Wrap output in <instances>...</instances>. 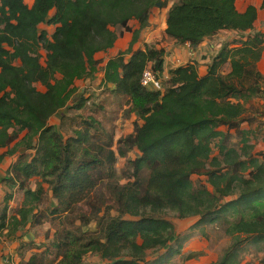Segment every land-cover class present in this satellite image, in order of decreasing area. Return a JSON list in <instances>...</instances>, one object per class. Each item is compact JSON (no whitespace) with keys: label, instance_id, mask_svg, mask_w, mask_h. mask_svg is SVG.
Here are the masks:
<instances>
[{"label":"trees","instance_id":"16d2710c","mask_svg":"<svg viewBox=\"0 0 264 264\" xmlns=\"http://www.w3.org/2000/svg\"><path fill=\"white\" fill-rule=\"evenodd\" d=\"M169 1L33 0L29 6L25 0H0V168L18 154L14 175L24 191L16 215L8 222L7 209L1 214L0 233L8 228L11 237L46 216L55 228L48 245H27L33 254L20 264H85L90 254L104 264H171L184 255L193 232L177 233L162 217L166 211L182 220L198 217L190 231L204 238L207 226L224 227L232 243L211 264H241L246 253L264 254V152L256 154L252 143L264 112L249 114L256 100H264V75L258 71L264 33L254 32L258 9L240 12L237 0L173 3L166 35L178 44L196 47L222 31L246 35L224 45L206 75L188 64L172 71L164 92L149 91L141 85L142 74L150 67L162 76L166 52L134 46L152 10L166 8ZM132 20L140 29L129 48L107 63L103 84L127 97L130 112L142 123L119 140L117 152L93 117L66 139L51 118L68 108L78 92L76 81L98 72L96 55L132 32ZM42 25L55 27L54 33ZM82 101L77 109L85 106ZM233 136L238 148L231 144ZM215 141L219 153L212 157ZM30 150L33 155H27ZM132 150L139 155L128 161L129 181L120 184L117 155ZM194 176H206L212 191L195 184ZM33 177L40 179L35 190L25 184ZM46 185L57 204L41 210ZM103 188L108 198L100 197ZM92 196L116 216L101 217L97 231L84 232L92 218L78 209ZM151 252L156 255L150 257ZM259 262L264 264V256Z\"/></svg>","mask_w":264,"mask_h":264},{"label":"rangeland","instance_id":"374dc122","mask_svg":"<svg viewBox=\"0 0 264 264\" xmlns=\"http://www.w3.org/2000/svg\"><path fill=\"white\" fill-rule=\"evenodd\" d=\"M176 1L178 0H170L166 8L152 10L150 18L152 21H156V26H160L161 20L163 21V18L165 19V12L167 11V8L172 6ZM25 2L29 6L33 4V0H25ZM238 4L241 7H244L245 0H238ZM40 29L46 30L50 36L55 31V27L53 26L42 25ZM167 41L169 42L171 39L163 38V42ZM41 53L42 62L44 63L46 52L42 51ZM107 57L108 56H105L104 59ZM104 59L99 60V62L102 63ZM98 68V72L94 76L90 77L87 81H80L77 83L78 92L72 98L68 108L63 109L57 115L53 116L50 120V124L54 125L62 134V136L67 139L70 136H73L75 130L82 127L81 124H83L84 120L93 117L101 124V127L106 132L105 135L114 140V150L117 152V149L119 148V140L131 135L134 132L136 122L139 120L135 118V114L130 112V105L128 104L127 97L116 96L110 90V88H107L103 84L104 67L100 65ZM38 89L40 91H45V88L41 85H38ZM82 100L86 102L85 106L82 109H77L76 106L80 105V103L83 102ZM261 101L263 100H256L253 103V108L250 107V115L264 112V105L261 103ZM261 123H264V119L255 125V128L257 127L256 131H259L258 133H263L264 131V125L261 129ZM232 133L235 135V132ZM22 136L23 134L20 135V138ZM238 141L239 139L233 136L231 139V144L238 148L240 146L238 145ZM252 143L255 145L254 152L256 154L264 152V142L262 137H259V140H253ZM2 151L3 150H0V153ZM218 153L217 141H215L213 144L212 157L217 156ZM33 154L34 151H27V155ZM138 155L139 154L136 150L128 152L125 157L117 155L115 168L117 172L116 181L118 183L125 184L129 181L128 176L130 174V170L128 169V161L135 159ZM18 159L19 157H11L2 166L3 169L1 170L0 177L4 180L0 182V186L7 184L6 186L9 188L8 192H11L9 195L12 196V199L7 202L5 196H3L4 200L0 198V216L4 210L7 209L10 202L14 203V207L10 211L12 213L15 210L14 208H19L23 200L24 192L20 188L21 181L14 175V167L18 162ZM6 180L10 184L7 183ZM39 180L40 179L37 177L31 178L29 181L25 182L26 187L29 189L34 188V185H36ZM193 181L195 184L207 186L212 191V187L209 186L206 176H194ZM45 188L47 192L43 202L41 203V210H46L48 207H55L57 204L52 197L51 192L48 190L47 185ZM2 190H4V188H2ZM101 191L104 195H100V197L105 196V194L107 198L109 197L104 188ZM79 211H83L87 216L92 218L88 225L83 226L82 230L84 232L97 231V222L101 217H107L109 215L116 216L115 211H106L104 203L99 197L97 198L96 196H92L88 203L85 202L81 204L78 209V212ZM162 217L169 219L174 224L177 233L188 234L189 232H193L192 237H190L185 244V253H183L184 255L176 257L171 264H211L212 262L218 261L224 254L225 250L232 243L231 238L226 235L224 227L220 224H212L207 226L206 232L208 237L204 238L198 231H190L191 226L198 219V217H191L182 220L179 219L177 213L173 211H166L162 213ZM28 223L31 222L29 221ZM81 223L82 222L80 220H76L77 225H81ZM54 230V219H50L49 216H46V218L44 217L43 219V223L40 225H32L31 228H22L21 232L23 236H25L24 234H26V236L30 235L34 241V245L44 247L52 241L55 233ZM6 235L7 234L2 233V236ZM20 242L21 240H19V243ZM27 249V247H22L23 252ZM153 255H156V253H149L150 257ZM263 256V253H246L241 264H258L260 258ZM104 263L105 261H103L99 255L93 254H90L85 260V264Z\"/></svg>","mask_w":264,"mask_h":264},{"label":"crops","instance_id":"0c3cea01","mask_svg":"<svg viewBox=\"0 0 264 264\" xmlns=\"http://www.w3.org/2000/svg\"><path fill=\"white\" fill-rule=\"evenodd\" d=\"M262 3L263 0H245L244 7H241L238 4V0H237V8L240 12H244L249 6H254L258 9V16L254 26V32L264 33V8L262 7ZM170 8L171 6L167 8V11L165 12V19L163 18V21L161 20L160 26H156L157 25L156 21H152L150 18L149 25L141 31L139 40L134 46V50L144 49V46L146 44L153 45L158 49L165 50L166 52L165 64H164V72L162 75L164 78H170L173 70L181 66H186L188 64H195L198 68L200 76L206 75L208 71V66L221 51L222 47L226 44H229L235 39H242L246 35V34L245 35L238 34L236 32L222 31L218 35L206 39L204 42H202L200 45L196 47H192L190 46V44L181 45L172 39L169 42L168 41L163 42V38L170 39L166 35V28H167L166 18H167V12L169 11ZM130 27L132 28V32L125 31L121 36H119L112 49L108 50L107 52H100L96 55V59L98 61L104 59L105 56H108L106 59H104L102 63L99 62V66L102 65L104 67V70L107 63L111 59L117 57L121 52H125L129 48L133 40V32L135 30L140 29L139 23L135 20L130 21ZM127 58H129V56H127ZM258 71L264 75V45H263L262 59L258 63ZM104 74L105 72H103V79H104ZM88 79L89 78L85 80L76 81L75 83L76 88L78 82L80 81L84 82L87 81ZM261 103L264 105V100L261 101ZM135 118H137V116H135ZM262 119H264V117H262ZM138 123L141 124L142 122L138 121ZM244 128L248 129V125L245 124ZM259 137H262L264 142V132L263 133L260 132ZM257 140H259V138ZM2 152H4V150ZM14 156L19 157L18 154ZM11 157H7L4 160L3 164ZM3 164L1 165L0 173L1 170L3 169L2 168ZM3 180L4 179L0 177V182H2ZM6 182L9 183L7 180ZM2 184H6V183H2ZM6 185L0 186V198H2L3 200H4L3 196H5L6 199V196L11 193L8 192L9 188ZM34 186L35 187L32 188V190H35L36 185ZM2 188H4V190H2ZM23 201H24V194H23V200L19 208H21ZM13 207H14V203L10 202L6 212L8 222L12 216L16 215V212L19 209L18 207L14 208L15 210L11 213L10 211L11 209H13ZM30 224L31 223H27L25 226L21 227L11 237L8 236V232H9L8 228L1 231L0 264H20V262L27 261L31 257V255L33 254V250L29 249L27 245L30 243L33 244L34 241L30 237V235L26 236V234H24L25 236H23L21 232L22 228H31L32 224L31 225ZM2 233L7 235L2 236ZM18 239L21 240L20 243ZM22 247H27L28 249L23 252ZM258 264H260V262H258Z\"/></svg>","mask_w":264,"mask_h":264},{"label":"built area","instance_id":"2783aa9c","mask_svg":"<svg viewBox=\"0 0 264 264\" xmlns=\"http://www.w3.org/2000/svg\"><path fill=\"white\" fill-rule=\"evenodd\" d=\"M168 78L163 76H158L152 68L148 67L144 70L141 79V85L143 88L149 91L155 92H164L165 90V81Z\"/></svg>","mask_w":264,"mask_h":264}]
</instances>
